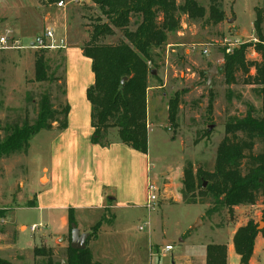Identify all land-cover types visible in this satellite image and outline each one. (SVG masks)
<instances>
[{
    "label": "rangeland",
    "instance_id": "obj_1",
    "mask_svg": "<svg viewBox=\"0 0 264 264\" xmlns=\"http://www.w3.org/2000/svg\"><path fill=\"white\" fill-rule=\"evenodd\" d=\"M56 2L0 0V35L14 29L15 35L29 48L45 29L53 28L57 37L66 41L67 48L76 43L83 46L90 40L91 25L101 16L99 9L89 0L68 3L64 9L57 8ZM177 3L181 5L183 0ZM198 3L208 12V0ZM220 3L224 22L213 26L207 18L193 22L182 16L181 32L172 34L164 48L154 52L147 98L146 179L157 188V201L154 210L143 207L144 203L117 207L99 219L90 232H84L90 235L86 248L100 264H205L209 245L226 246L228 264H241L233 238L250 222L257 225L259 234L248 264H264L261 196L254 205L229 209L217 206L209 196L201 198L198 192L194 197L187 195L183 185V173L189 165L195 171H214L228 122L244 117L249 107L259 116L262 110V100L255 87L242 83L227 85L219 68L224 63L222 51L227 41H237L236 47L249 45L247 59L260 61L253 49L259 40L254 24L256 13H261L264 37V0H220ZM116 32V36L104 42L116 44L122 37ZM204 50L208 54H203ZM36 51H0V121L4 124L22 122L25 117L30 121L36 119L39 99L45 92L51 95L55 108L63 106L61 83L38 84L34 80ZM60 51V55L57 51L49 53L55 61L53 68L61 66L56 72L59 80L66 72V63L60 65L66 49ZM213 67L217 75L208 87L206 78ZM253 74L254 71L250 75ZM177 92L184 93L176 122L171 124L168 104ZM111 135L115 137V131ZM51 139L52 134L43 131L32 139L28 154L11 156L1 163L0 209L6 211V221L0 225L3 227L0 258L4 260L38 264L34 263L33 250L44 245L55 246L57 236L53 231L45 234L41 228L32 231L39 227L41 214L27 203L42 190L40 177L43 166L51 161ZM262 151L264 145H257L255 152ZM99 224V230L94 231ZM21 225L27 230H20ZM86 228L82 223L81 230ZM13 233L16 243L10 248ZM66 244L68 237L59 243L64 247ZM167 246H172L173 251H165ZM64 255H60L62 263H65Z\"/></svg>",
    "mask_w": 264,
    "mask_h": 264
},
{
    "label": "trees",
    "instance_id": "obj_2",
    "mask_svg": "<svg viewBox=\"0 0 264 264\" xmlns=\"http://www.w3.org/2000/svg\"><path fill=\"white\" fill-rule=\"evenodd\" d=\"M89 1L101 13L91 25L90 40L81 47L83 55L92 61L95 76L94 84L87 90V99L91 104L92 143L103 148L111 146V132L117 130L121 143L147 155V98L154 52L163 49L172 34L181 32L182 16L193 22L207 18L213 26L224 22L220 0H208V12L198 0H183L181 5L177 0ZM256 16L254 25L259 32V40L253 49L260 61L247 59L249 45L235 47L230 54L226 53L225 47L222 51L224 63L219 70L227 85L242 83L258 90L262 100L261 114L259 116L253 107H249L244 117L228 122L225 138L217 150L214 171H195L189 165L183 173V185L187 195L194 197L198 192L201 198L209 196L217 206L229 209L254 205L261 196L264 221V151L255 152L257 145H264V37L261 35L263 15L257 12ZM116 31L122 36L116 44L104 42L116 36ZM50 52L39 49L34 53V80L38 84L61 83L63 106L55 108L51 95L45 92L39 99L37 117L33 121L28 117L22 122L4 124L0 121V176L2 161L11 156L28 154L31 141L38 134L55 128L64 131L68 127L70 107L66 100V72L61 80L56 77L61 66L53 68L55 61L51 59ZM61 53L57 50V54ZM60 60V65L66 63L65 55ZM252 71L254 74L250 75ZM125 78L127 80L122 84ZM183 93L177 92L169 101L168 119L171 124L176 122ZM204 183H207L206 188ZM5 216L6 211L0 209V220ZM73 223L76 222L70 212V234ZM100 224L94 231L99 230ZM0 232H3L2 228ZM258 234L257 225L252 222L235 234L233 246L241 264L249 263ZM14 241L15 236L12 243ZM63 254L65 264H100L94 261L88 248L75 251L69 246ZM33 255L34 263L63 264L60 255L56 256L54 249L49 247L35 248ZM0 264L15 263L0 258ZM206 264H228L227 247L209 245Z\"/></svg>",
    "mask_w": 264,
    "mask_h": 264
},
{
    "label": "crops",
    "instance_id": "obj_3",
    "mask_svg": "<svg viewBox=\"0 0 264 264\" xmlns=\"http://www.w3.org/2000/svg\"><path fill=\"white\" fill-rule=\"evenodd\" d=\"M81 47L76 43L65 52V90L70 107L68 127L64 131L55 128L49 132L52 134L49 145L51 161L42 168V190L27 202L30 209L41 214L38 228L43 229L44 234L53 231L57 236L55 246L49 247L54 249L56 256L65 253L71 245L70 212L78 229L84 233L90 232L91 227L110 210L139 203H144V207L147 202L148 154L137 153L121 143L117 130H112L116 136L112 137L111 146L103 148L92 143L91 104L87 90L94 84L95 76L92 61L83 55ZM20 185L24 187L23 182ZM3 221L5 223L6 216ZM78 221L85 223L87 228L81 230ZM23 228L27 230L21 225L20 230ZM67 237L68 244L60 246L59 243ZM15 243L16 237L10 248ZM10 262L16 264L15 260Z\"/></svg>",
    "mask_w": 264,
    "mask_h": 264
},
{
    "label": "built area",
    "instance_id": "obj_4",
    "mask_svg": "<svg viewBox=\"0 0 264 264\" xmlns=\"http://www.w3.org/2000/svg\"><path fill=\"white\" fill-rule=\"evenodd\" d=\"M53 1V0H50ZM79 0H71L70 2H65L63 0H60L56 2V7L59 9H64L68 3H78ZM237 41L236 42H226V53L230 54L232 50L237 46ZM68 45L66 41L61 38L59 39L57 37L56 31L53 28H47L45 31L36 37L35 41L30 45L29 48L23 45L21 40L15 35V33L12 30H7L6 33L3 35H0V51H21V50H26V49H34V50H48V51H57L61 49H67ZM203 54H208L207 50L203 51ZM157 188L148 182L147 185V202H146V207L149 208L150 210H154V205L155 202L157 201ZM4 221L3 219L0 220V224H3ZM38 227L32 228V231H36ZM140 230H143L141 228ZM165 251L170 252L173 251L172 246H167L165 248Z\"/></svg>",
    "mask_w": 264,
    "mask_h": 264
},
{
    "label": "water",
    "instance_id": "obj_5",
    "mask_svg": "<svg viewBox=\"0 0 264 264\" xmlns=\"http://www.w3.org/2000/svg\"><path fill=\"white\" fill-rule=\"evenodd\" d=\"M217 75V69L215 67H213L209 73H208V78H207V86L210 87L211 83L213 81L214 76ZM127 79L125 78L122 81V84L125 83ZM207 183H204V187H206ZM71 249L75 250V251H82L84 249H86V243L89 239V234L87 233H81L80 230L77 227L76 223H73L71 225ZM65 264V263H63Z\"/></svg>",
    "mask_w": 264,
    "mask_h": 264
}]
</instances>
